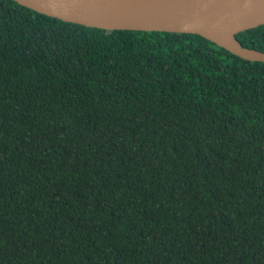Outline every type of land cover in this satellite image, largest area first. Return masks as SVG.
<instances>
[{
	"label": "trees",
	"instance_id": "obj_1",
	"mask_svg": "<svg viewBox=\"0 0 264 264\" xmlns=\"http://www.w3.org/2000/svg\"><path fill=\"white\" fill-rule=\"evenodd\" d=\"M0 264H264V63L0 0Z\"/></svg>",
	"mask_w": 264,
	"mask_h": 264
},
{
	"label": "water",
	"instance_id": "obj_2",
	"mask_svg": "<svg viewBox=\"0 0 264 264\" xmlns=\"http://www.w3.org/2000/svg\"><path fill=\"white\" fill-rule=\"evenodd\" d=\"M38 13L103 30L204 37L231 54L264 63L237 36L264 25V0H13Z\"/></svg>",
	"mask_w": 264,
	"mask_h": 264
}]
</instances>
